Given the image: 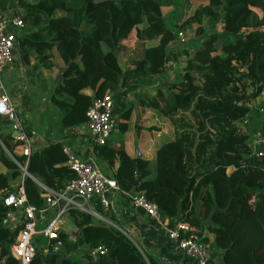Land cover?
<instances>
[{"label":"trees","instance_id":"16d2710c","mask_svg":"<svg viewBox=\"0 0 264 264\" xmlns=\"http://www.w3.org/2000/svg\"><path fill=\"white\" fill-rule=\"evenodd\" d=\"M178 1L192 7V0H19L24 22L20 54L27 64L34 56L42 68L57 73L49 118L55 123L51 133L54 129L59 138L84 126L93 103L107 94L116 97L133 85L152 89L160 84L138 102L171 129L156 150L155 170L124 145L109 146L116 129L122 136L128 133L130 106L114 122L106 145L95 148L100 154L110 151L108 162L115 167L110 180L122 192L157 205L163 219L205 226L202 242L223 254V264H264V154L253 152L250 137L237 126L251 118V132L264 121V113L253 109L264 93V0H206L175 30L163 9ZM188 26L203 41L192 53L173 54L178 69L171 79L170 46L179 29ZM55 52L64 69L56 66ZM20 146L9 120L0 116L5 170L0 173V250L7 257L23 226H4L5 194L23 180L29 203L41 210L47 206L41 186L62 192L76 179L61 141L32 148L28 160L17 154ZM69 222L80 238L72 242L66 231L58 240L39 237L31 264H88L92 259V264H159L84 212L72 211ZM58 252L63 255L53 254Z\"/></svg>","mask_w":264,"mask_h":264},{"label":"built area","instance_id":"2783aa9c","mask_svg":"<svg viewBox=\"0 0 264 264\" xmlns=\"http://www.w3.org/2000/svg\"><path fill=\"white\" fill-rule=\"evenodd\" d=\"M23 28L24 22L19 11L8 17L0 15V116L9 120L13 134L18 133L15 139L21 142L20 155L28 160L33 148L31 137L19 117L4 82V76H7L13 66L18 49V32H21ZM182 38L183 34L180 33L179 40ZM177 45L178 42L173 43L170 50L173 51ZM114 107V97L107 94L103 99L96 100L87 113L86 127L95 148L106 145L114 131ZM262 124V127L254 131L249 147L254 153L263 155L264 121ZM63 152L68 167L75 173L76 179L62 192H55L40 185L47 194L46 208L40 210L29 203L23 180L15 190L8 191L3 197L4 206L9 209L3 221L4 226L9 229L23 226L11 250L12 256L20 264H31L36 256L39 237L47 241L58 240L59 235L66 230L72 211L88 213V204L93 199L99 198L103 211L106 213L111 209L110 200L106 197L107 193L109 190H120L116 183L108 179L99 168L81 161L73 149L64 146ZM135 156L144 158V152L138 150ZM21 169L24 176H28L25 168ZM131 199L136 209L142 210L164 229L167 237L192 264H218L209 246L202 242L198 228L188 223L163 219L157 205L150 203L143 195H134ZM110 225L122 233L146 259L142 248L130 238L127 232L113 224ZM55 251H58V247ZM44 252H49L47 247L44 248Z\"/></svg>","mask_w":264,"mask_h":264},{"label":"crops","instance_id":"0c3cea01","mask_svg":"<svg viewBox=\"0 0 264 264\" xmlns=\"http://www.w3.org/2000/svg\"><path fill=\"white\" fill-rule=\"evenodd\" d=\"M18 2L19 0H0V15L6 17L13 15L14 12L18 11ZM19 34L18 32V35ZM54 55V62L58 69H64V63L58 57V54L55 52ZM174 67L176 68L175 63ZM4 77L6 90L17 108L25 129L33 132V136H31L33 149L43 148L47 146L50 141L53 143L61 141L64 146L73 149L81 161L96 166L108 179H110L115 170V167L110 166L108 162L109 157L107 156L110 154V151L107 150L105 153L103 152L100 154L99 149H95L86 124L82 127L67 131L64 136L60 138L54 135V129L51 133V126L53 127L55 123H51L49 115L52 114L51 99L56 87V72H51L42 68L35 62L34 56L29 58V64H27L20 54L18 45L13 66L9 70L7 76ZM159 85L160 84L155 85L152 89L133 85L114 97V122L118 119L120 114L130 106H133V109L129 130L128 133L124 135L122 143L116 142L114 139L115 136H113L109 142V146H111L112 149L124 145L126 152L131 156H134L138 150L143 151L144 158L149 161L151 170H155L156 150L162 143L159 139L166 134V131L159 132L158 136L153 135L149 136V138H145L142 135L138 137L135 132H132V128H134V125L139 122V120L140 123H144L145 125H156V123L163 124L165 122L163 117H160L158 113L143 108L138 104L143 97L153 95L154 91L159 88ZM253 107L255 112L258 110L262 113L264 112V93ZM250 123L251 118H246V120H243L242 123L237 124V126L242 132V135L250 137L251 143L252 134L256 129L253 125L254 128L251 134L248 130V128H252V124ZM13 137L15 138L14 134ZM16 152L20 155V147L17 148ZM3 172H5V170L0 165V173ZM15 188L16 187L12 190H15ZM132 196L134 195L122 192L121 190H109L106 197L110 200L111 209L108 212L104 213L99 198H95L88 204L89 212L84 213L92 216L96 222L101 225L111 227L110 224H113L127 232L130 238L142 248L144 253L151 256L159 264H192L191 261L177 249L175 243L167 237L166 232L158 223L148 217L142 210L136 209L133 206ZM68 219H70V217ZM71 227L74 231L70 235V240L76 242L81 235H78L77 230L72 225ZM199 230L201 237L206 236L207 231L205 226H202ZM208 237L211 236L208 234ZM207 245L213 250L212 252L216 262L218 264H223V254L220 251L214 250L211 243L207 242Z\"/></svg>","mask_w":264,"mask_h":264},{"label":"rangeland","instance_id":"374dc122","mask_svg":"<svg viewBox=\"0 0 264 264\" xmlns=\"http://www.w3.org/2000/svg\"><path fill=\"white\" fill-rule=\"evenodd\" d=\"M206 2V0H192L191 4L192 7H190L189 9L185 7V3H181V1H178L177 5H173L171 7H167L163 9V14L165 16V18L168 20V23H170V25L172 26V28L174 29L175 26V30H178V27L181 26V22L185 19V17L187 18L189 15H191L192 11L194 10V8L204 4ZM62 14L60 12L57 13V16H61ZM203 26L206 29H209V24L208 23H204ZM179 36L180 33L183 34V38L182 40H179V36L176 42H178L177 47H175V49L171 52L172 56L170 57V59H168V76L171 79H174V73L176 75V70L178 68L174 67V63H173V54H177L178 52H182L184 50H189V52H193L203 41L202 40V36L197 35L196 31L194 29H192L190 26L187 27V29H179ZM218 31L221 32L222 31V27L219 26L218 27ZM181 59V61L186 59V56L184 54H181L179 56V60ZM162 117V116H160ZM168 121H165L163 124H159L156 123V125H150L147 124L145 125L144 123H140L137 122L134 125L133 129V133L135 132L136 135H138V137H140V135L144 136L145 138H149V136H153V135H157L159 132H164L166 131L165 135L159 139L160 142H163L164 139L168 138V134L170 129L169 123ZM259 127H257L256 129H258ZM255 131V130H254ZM250 132V131H249ZM252 134V131L250 132ZM123 135V134H122ZM120 134V131L116 129L115 131V141L116 142H121L124 139V136H122ZM253 136V134H252ZM70 219H68V223L66 225V232L68 231L69 234H72L74 229L71 227V224L69 222ZM86 248H82V252L85 251ZM8 258V259H7ZM88 264H92L91 262H94V260H87ZM0 264H20L13 256L12 253L10 255V257H7L1 250H0ZM133 264H137V262L133 263Z\"/></svg>","mask_w":264,"mask_h":264},{"label":"water","instance_id":"95a60500","mask_svg":"<svg viewBox=\"0 0 264 264\" xmlns=\"http://www.w3.org/2000/svg\"><path fill=\"white\" fill-rule=\"evenodd\" d=\"M18 135V133H14V136L16 137ZM136 183H137V181H136ZM54 255H60V256H62L63 254L61 253V252H58V253H53Z\"/></svg>","mask_w":264,"mask_h":264}]
</instances>
